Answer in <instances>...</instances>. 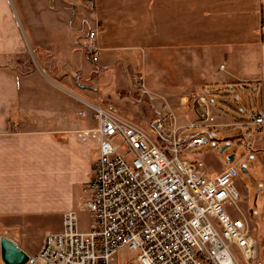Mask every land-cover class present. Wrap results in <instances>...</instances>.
Wrapping results in <instances>:
<instances>
[{
    "label": "crops",
    "instance_id": "obj_1",
    "mask_svg": "<svg viewBox=\"0 0 264 264\" xmlns=\"http://www.w3.org/2000/svg\"><path fill=\"white\" fill-rule=\"evenodd\" d=\"M94 3L89 10L83 0H0V236L30 258L42 242L34 249L27 241L36 218L53 214L63 222L65 211L89 197L99 136L86 103H100L102 74L158 51L176 72L197 78L184 89L245 87L260 98L254 114L264 113V0ZM93 28L101 48L95 64L82 44ZM28 52L37 57L24 72L18 58ZM45 52L48 60L39 57ZM93 74L95 86L81 82ZM188 109L184 116L196 118ZM218 113V126H247L248 154L260 162V212L244 219L258 244L253 264H264V126Z\"/></svg>",
    "mask_w": 264,
    "mask_h": 264
},
{
    "label": "built area",
    "instance_id": "obj_2",
    "mask_svg": "<svg viewBox=\"0 0 264 264\" xmlns=\"http://www.w3.org/2000/svg\"><path fill=\"white\" fill-rule=\"evenodd\" d=\"M83 6L94 10V0ZM97 32L89 29L83 40L94 64L101 52ZM192 102L196 118L177 122L165 111L147 129L86 103L99 136L89 197L63 213L62 227L44 236L29 264H253L257 240L246 220L229 210L242 198L237 164L213 175L181 155L211 142L209 129L219 125L205 89ZM245 124L264 126V113ZM193 128L209 129L182 134ZM83 211L90 218L84 229ZM124 247L136 250L135 262L116 261Z\"/></svg>",
    "mask_w": 264,
    "mask_h": 264
},
{
    "label": "rangeland",
    "instance_id": "obj_3",
    "mask_svg": "<svg viewBox=\"0 0 264 264\" xmlns=\"http://www.w3.org/2000/svg\"><path fill=\"white\" fill-rule=\"evenodd\" d=\"M34 56L37 57L36 53L28 52L24 57L18 58L23 64L22 71L26 72L30 66L32 67V61L36 60ZM39 57L48 60L46 52L44 55L40 53ZM166 61L167 59H162L158 51H152L150 57L133 61V65L124 66L123 68L117 66V69H114L111 74H102L101 80H96L98 83L102 81L98 91L101 93L102 99L97 105L105 107L120 117L131 120L147 129L160 117V113L165 111L172 112L176 116L177 122L184 123L188 119H194V115L187 118L184 113L188 112V108H193L192 100L204 88L213 107H216L224 116L222 120L240 122L241 120L250 121L253 118L256 104L259 105L260 103L259 96H255L253 92L251 93L245 87L236 90L229 85L222 84L202 85L199 89L194 86L193 89L186 90L184 87L193 84L197 78L188 72H176L175 64L169 66ZM94 75L81 79V82L86 86H95L93 80L97 77L94 78ZM136 80L140 83H136ZM78 88L74 92L77 93ZM214 89H218V91H214ZM208 129L193 128L184 131L182 134L191 136ZM209 130L211 138H213L211 142L204 144L192 153L181 155L194 157L199 164L206 167L213 175L218 174L230 164H237L238 176L235 187L244 192V197L234 206L232 205L229 210L239 214L242 218L246 217L250 220L251 213L249 210L253 211L252 215L254 217L260 212L255 196L258 193L256 183L262 178L259 171L260 162L257 161L255 156L248 154L247 146L250 143V131H247V126L238 125L228 128L216 126V128ZM245 132H247L246 139L243 137ZM224 146L226 148L223 151L219 150ZM231 154H234V159L229 161L228 157ZM242 168L245 170H242ZM79 218L80 227L82 229L86 228L90 219L89 214L83 211L79 213ZM36 220L37 222L28 232L27 237L29 245H32L31 247L34 249L41 240L43 241L42 238L48 232L59 231L62 224V220L53 214L39 216ZM136 254L135 249L124 247L116 253L115 259L119 263L131 259L135 262Z\"/></svg>",
    "mask_w": 264,
    "mask_h": 264
},
{
    "label": "water",
    "instance_id": "obj_4",
    "mask_svg": "<svg viewBox=\"0 0 264 264\" xmlns=\"http://www.w3.org/2000/svg\"><path fill=\"white\" fill-rule=\"evenodd\" d=\"M226 146L221 147L219 150L223 151ZM234 154L229 155L228 160H233ZM242 170H245L242 168ZM0 259L3 264H27L33 262V259L21 249L15 242L6 236H0Z\"/></svg>",
    "mask_w": 264,
    "mask_h": 264
},
{
    "label": "trees",
    "instance_id": "obj_5",
    "mask_svg": "<svg viewBox=\"0 0 264 264\" xmlns=\"http://www.w3.org/2000/svg\"><path fill=\"white\" fill-rule=\"evenodd\" d=\"M214 91H216V90L214 89ZM214 91H213V92H214Z\"/></svg>",
    "mask_w": 264,
    "mask_h": 264
}]
</instances>
